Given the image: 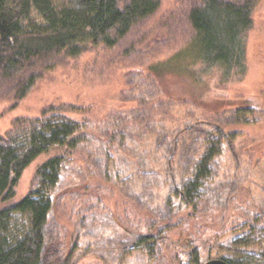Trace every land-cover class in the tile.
<instances>
[{
    "label": "trees",
    "instance_id": "1",
    "mask_svg": "<svg viewBox=\"0 0 264 264\" xmlns=\"http://www.w3.org/2000/svg\"><path fill=\"white\" fill-rule=\"evenodd\" d=\"M162 1L0 0V102L13 109L56 67L99 46L117 45L138 22L153 15ZM261 1L194 0L186 14L192 29L190 39L149 66L154 81L174 71L191 75L201 84L212 81L213 88L208 90L213 93L214 89L244 80L249 69L248 35ZM205 96L169 97V101L158 84L153 91L139 95L142 106L135 121L131 118L124 126L111 127L119 142L131 140L133 159L126 166L128 175L148 176L146 181L140 180V193L152 185L150 190L157 186L167 194L162 202L168 209L162 211L163 215L148 223L146 232L131 230L145 243L140 250L146 259L134 264H201L206 257L197 243H203L201 237L206 230L201 235L197 227L209 226L197 219L227 210L228 219L221 216L210 227H230L227 223L238 207L229 208V201L237 189L247 187L251 170L246 172L245 168L259 163L264 155V89L242 97L246 102L236 107L228 103L213 110L200 104L207 103ZM231 97H221L220 101L239 98ZM81 126L65 107L51 105L40 115L14 118L11 127L0 133V264H42L51 252L67 251V231L59 224L52 235L48 221L63 164L72 159L85 139L78 132ZM121 126L123 129H117ZM199 126L203 127L200 149L185 164L180 157L181 145L184 137ZM252 127L262 132L254 133L248 129ZM228 152L233 167L225 171L216 163ZM45 154L48 156L37 167L38 185L16 198L25 169ZM260 195L264 205V191ZM207 199L209 206H205ZM133 211L137 221L142 214ZM204 211L208 214H198ZM120 226L128 229L126 224ZM239 227L242 234L233 243L238 250L221 258L230 264H264V252L243 248L264 247V210ZM183 248L189 250L183 252ZM90 261L105 264L94 252Z\"/></svg>",
    "mask_w": 264,
    "mask_h": 264
},
{
    "label": "rangeland",
    "instance_id": "2",
    "mask_svg": "<svg viewBox=\"0 0 264 264\" xmlns=\"http://www.w3.org/2000/svg\"><path fill=\"white\" fill-rule=\"evenodd\" d=\"M193 1L163 0L153 15L138 22L117 45L99 46L56 67L39 80L28 96L13 109L7 107L8 103L0 102V133L11 127L14 118L40 115L44 108L51 105L65 107L69 116L82 123L78 132H82L85 139L80 142L72 159L63 164L61 179L54 191L55 207L48 221V230L52 231V235L60 228L59 224L63 231H67V236L77 238L78 235L73 259L88 251L85 258H91L94 252L105 264L119 261L134 264L136 260L140 263L146 259L140 250L145 243H141L132 232H146L148 223L168 209L162 202L167 194L160 192L157 186L151 190L152 185L147 186L145 192L140 193V180L146 181L148 176L128 175L126 166L133 159L131 140L121 143L118 136L110 132L112 126H124L131 118L135 121L142 106L138 100L140 94L153 91L158 84L163 86L169 101V97L199 99L206 93L204 98H208L207 103L200 101V104L213 110L228 103L230 107H236L240 102H246L242 97L264 89V0L248 35L249 69L244 80L229 83L225 89H214L213 93L208 90L213 88L212 81L201 84L191 75L174 71L159 77L157 83L154 81L149 66L157 59L166 58L190 39L192 29L186 14ZM228 96H241V99L231 97L233 99L220 101L221 97ZM179 103L184 105L185 102ZM133 121L127 124L128 128L132 127ZM120 128L123 129L122 126L117 129ZM200 128L203 127L191 130V134L184 137L180 157L185 164L190 162L196 149H200L203 132ZM248 129L254 133L257 130L262 132L261 128ZM133 135L136 138V133ZM228 153L218 157L216 167L225 171L233 167L231 154ZM47 156L38 157L25 169L16 189V198H22L38 185L37 167ZM247 169L251 170L248 171L247 187L237 189L229 201V208L238 207L227 223L230 227L221 230L218 226V230H215L213 224L220 221L221 216L226 219L230 213L227 210L224 214L215 211L209 213L206 219H197L198 223L209 226L204 228L200 224L197 227L199 234L206 230V235L201 234L203 243H197L204 257L220 258L236 252L238 247L233 243L243 231L239 224L250 218L254 220L256 214L261 215L264 210L259 199L264 191V155L259 163L248 165L246 172ZM223 180L228 184L226 179ZM154 185H157V181ZM208 202L207 199L205 206H209ZM133 209L138 215L142 214L137 221L133 217ZM122 224H126L128 229L122 228ZM210 224L214 226L210 227ZM66 246L69 249L70 245ZM243 248L246 251L264 252V247ZM181 250L187 252L189 249ZM183 260L186 258L183 257Z\"/></svg>",
    "mask_w": 264,
    "mask_h": 264
},
{
    "label": "flooded vegetation",
    "instance_id": "3",
    "mask_svg": "<svg viewBox=\"0 0 264 264\" xmlns=\"http://www.w3.org/2000/svg\"><path fill=\"white\" fill-rule=\"evenodd\" d=\"M64 238L66 244L70 245L69 249H67L66 252L63 250L62 252L58 250L51 252L49 257L43 258L42 264H90V258H85V255L88 251H83V253H80L75 259H73V254H75L74 251L76 248L75 245L77 244L78 246L79 237L77 236L76 238L74 235H66ZM209 259L211 258L206 257V259L203 260L201 264H204Z\"/></svg>",
    "mask_w": 264,
    "mask_h": 264
},
{
    "label": "water",
    "instance_id": "4",
    "mask_svg": "<svg viewBox=\"0 0 264 264\" xmlns=\"http://www.w3.org/2000/svg\"><path fill=\"white\" fill-rule=\"evenodd\" d=\"M204 264H230V263H228L226 260L222 258H211Z\"/></svg>",
    "mask_w": 264,
    "mask_h": 264
}]
</instances>
